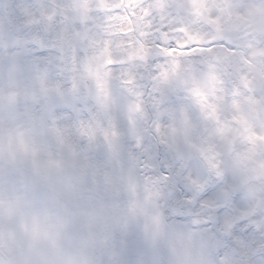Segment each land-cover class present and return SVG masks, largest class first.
I'll use <instances>...</instances> for the list:
<instances>
[{
  "label": "clouds",
  "instance_id": "clouds-1",
  "mask_svg": "<svg viewBox=\"0 0 264 264\" xmlns=\"http://www.w3.org/2000/svg\"><path fill=\"white\" fill-rule=\"evenodd\" d=\"M0 264H264V0H0Z\"/></svg>",
  "mask_w": 264,
  "mask_h": 264
}]
</instances>
